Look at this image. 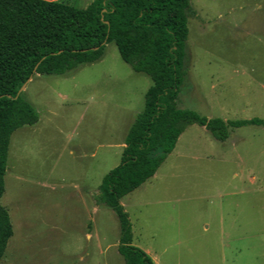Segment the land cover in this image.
<instances>
[{"label": "rangeland", "instance_id": "obj_1", "mask_svg": "<svg viewBox=\"0 0 264 264\" xmlns=\"http://www.w3.org/2000/svg\"><path fill=\"white\" fill-rule=\"evenodd\" d=\"M190 3L177 107L264 120V0ZM150 85L113 42L97 61L30 78L21 97L38 120L10 135L0 206L13 234L0 264H124L118 222L92 194L119 164ZM121 204L132 245L155 264H264V124L223 142L188 126Z\"/></svg>", "mask_w": 264, "mask_h": 264}, {"label": "trees", "instance_id": "obj_2", "mask_svg": "<svg viewBox=\"0 0 264 264\" xmlns=\"http://www.w3.org/2000/svg\"><path fill=\"white\" fill-rule=\"evenodd\" d=\"M190 0H92L85 8L61 1L0 0V198L10 135L37 122L20 87L32 76L61 75L97 61L113 42L122 61L149 77L143 108L124 140L120 162L105 174L92 200L109 208L119 227L117 252L124 264H155L132 245L131 225L121 199L149 180L190 125L223 142L229 129L264 120L207 118L177 107L183 83ZM13 234L0 206V257Z\"/></svg>", "mask_w": 264, "mask_h": 264}, {"label": "water", "instance_id": "obj_3", "mask_svg": "<svg viewBox=\"0 0 264 264\" xmlns=\"http://www.w3.org/2000/svg\"><path fill=\"white\" fill-rule=\"evenodd\" d=\"M30 79H28L21 87H20V89L18 90V92H17V96H19L21 93H22V91L24 90V88H25V86H26V84L28 83V81H29Z\"/></svg>", "mask_w": 264, "mask_h": 264}]
</instances>
